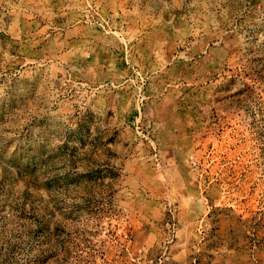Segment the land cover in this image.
<instances>
[{
    "label": "rangeland",
    "instance_id": "rangeland-1",
    "mask_svg": "<svg viewBox=\"0 0 264 264\" xmlns=\"http://www.w3.org/2000/svg\"><path fill=\"white\" fill-rule=\"evenodd\" d=\"M0 264H264V0H0Z\"/></svg>",
    "mask_w": 264,
    "mask_h": 264
}]
</instances>
